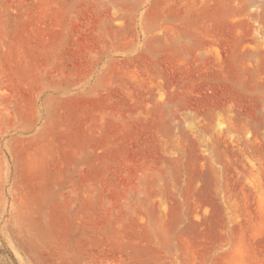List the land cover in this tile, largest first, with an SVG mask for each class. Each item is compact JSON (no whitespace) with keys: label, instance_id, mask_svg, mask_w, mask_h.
Returning <instances> with one entry per match:
<instances>
[{"label":"rangeland","instance_id":"374dc122","mask_svg":"<svg viewBox=\"0 0 264 264\" xmlns=\"http://www.w3.org/2000/svg\"><path fill=\"white\" fill-rule=\"evenodd\" d=\"M0 264H264V0H0Z\"/></svg>","mask_w":264,"mask_h":264}]
</instances>
